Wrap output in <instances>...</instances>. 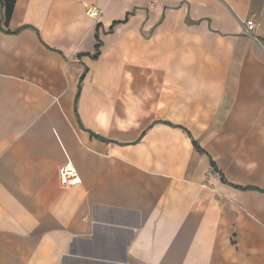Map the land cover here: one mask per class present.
I'll list each match as a JSON object with an SVG mask.
<instances>
[{"label":"crops","instance_id":"1","mask_svg":"<svg viewBox=\"0 0 264 264\" xmlns=\"http://www.w3.org/2000/svg\"><path fill=\"white\" fill-rule=\"evenodd\" d=\"M0 264H264V0H0Z\"/></svg>","mask_w":264,"mask_h":264},{"label":"trees","instance_id":"2","mask_svg":"<svg viewBox=\"0 0 264 264\" xmlns=\"http://www.w3.org/2000/svg\"><path fill=\"white\" fill-rule=\"evenodd\" d=\"M13 7H14V1L12 3L6 2V8H7V11H6V21L9 19L10 15H11V12L13 10ZM115 23H117V22H115ZM97 37H98V44L96 46L97 52H96V54L93 55V58L94 59H97L99 57V55H100V52H101V49H100L101 48V41L99 39V36H97ZM86 71H87V69H86ZM86 71L80 77L79 84H78V92L76 94V100L80 96V92H81V88H82V82H83V80L85 78ZM100 138L103 139V137H100ZM193 142H194V144L196 145V147L200 151L205 152V150L199 146V144L196 142V140H193ZM211 163H212V167L214 168V170H216L220 174L221 179L224 182L229 183L232 186L237 187V188H241V189H259V188L253 187V186H240V185H237V184H233V183L228 182V180L226 179L224 173L218 168V166L216 165V163H215V161L213 159H211Z\"/></svg>","mask_w":264,"mask_h":264},{"label":"built area","instance_id":"3","mask_svg":"<svg viewBox=\"0 0 264 264\" xmlns=\"http://www.w3.org/2000/svg\"><path fill=\"white\" fill-rule=\"evenodd\" d=\"M87 13L93 18H98L100 15V10L91 6L87 9ZM255 25L256 23L253 19L247 20L245 23V31L247 33H251ZM60 176L62 183L65 185H73L78 182V179L75 176V170L70 166V164L60 168Z\"/></svg>","mask_w":264,"mask_h":264}]
</instances>
